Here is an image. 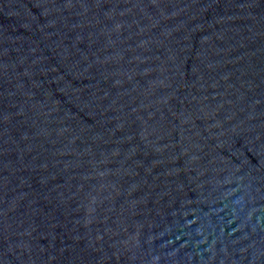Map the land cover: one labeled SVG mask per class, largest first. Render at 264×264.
Instances as JSON below:
<instances>
[{"label": "water", "instance_id": "1", "mask_svg": "<svg viewBox=\"0 0 264 264\" xmlns=\"http://www.w3.org/2000/svg\"><path fill=\"white\" fill-rule=\"evenodd\" d=\"M0 264H264V0H0Z\"/></svg>", "mask_w": 264, "mask_h": 264}]
</instances>
